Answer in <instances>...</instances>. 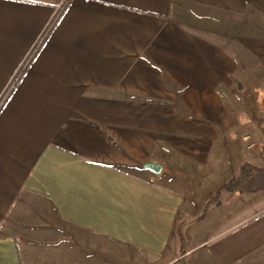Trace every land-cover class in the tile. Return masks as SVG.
Instances as JSON below:
<instances>
[{
	"label": "crops",
	"instance_id": "crops-1",
	"mask_svg": "<svg viewBox=\"0 0 264 264\" xmlns=\"http://www.w3.org/2000/svg\"><path fill=\"white\" fill-rule=\"evenodd\" d=\"M66 3L0 111V264H264V170L204 213L264 166V0H0V99Z\"/></svg>",
	"mask_w": 264,
	"mask_h": 264
},
{
	"label": "trees",
	"instance_id": "trees-1",
	"mask_svg": "<svg viewBox=\"0 0 264 264\" xmlns=\"http://www.w3.org/2000/svg\"><path fill=\"white\" fill-rule=\"evenodd\" d=\"M66 6H67V3L62 6V8L60 9V11L55 16V18L53 20V23L48 27V29L46 30V32L44 33V35L40 39V42L38 43L39 45H38L37 49L34 52H32V54L30 55V59L26 62V64L24 65V67L20 71V74L17 77V79L15 80V82L13 83V85H11V87H8V89L6 90V92H4V94L2 95V97L0 99V111L3 108V106L5 105V103L7 102V100L9 99V97L12 95V93L15 90L18 82L21 80V77L24 75L25 71L27 70V68H28L31 60L36 55L37 51L40 49V47L42 46V44L44 43V41L47 39V37H48L49 33L51 32L53 26L59 20L60 16L64 12ZM254 170H264V166L255 165V164H253V163H251L249 161H245L241 165L240 171H239V173H238L237 176L233 177L229 182H227L224 185H222L220 187V189L216 193H214L213 195H210L209 196V198H208V200L206 202V205L204 207V213H206L209 210V208L214 203H216L218 201V199L221 196V195H219L221 191H223L224 189L232 190L235 187L239 186L244 181H246L249 178V176L252 175V173H253Z\"/></svg>",
	"mask_w": 264,
	"mask_h": 264
},
{
	"label": "rangeland",
	"instance_id": "rangeland-1",
	"mask_svg": "<svg viewBox=\"0 0 264 264\" xmlns=\"http://www.w3.org/2000/svg\"><path fill=\"white\" fill-rule=\"evenodd\" d=\"M105 246L108 247L107 245ZM112 248L108 247L106 249H101L99 247L97 249H89V248L86 249L87 252H89V255L91 257V262H87V264H130V263H127L126 261L124 263H121L120 262L121 257H119L118 255V258H117V254L114 253ZM81 251L84 252L85 249H81ZM95 252H96V255H94Z\"/></svg>",
	"mask_w": 264,
	"mask_h": 264
},
{
	"label": "water",
	"instance_id": "water-1",
	"mask_svg": "<svg viewBox=\"0 0 264 264\" xmlns=\"http://www.w3.org/2000/svg\"><path fill=\"white\" fill-rule=\"evenodd\" d=\"M144 167L157 174L160 173L162 170V165L159 163H147L144 165Z\"/></svg>",
	"mask_w": 264,
	"mask_h": 264
},
{
	"label": "built area",
	"instance_id": "built-area-1",
	"mask_svg": "<svg viewBox=\"0 0 264 264\" xmlns=\"http://www.w3.org/2000/svg\"><path fill=\"white\" fill-rule=\"evenodd\" d=\"M244 141L247 143V147L249 149L256 146V143L254 141H252L251 136H249V135L244 136ZM164 150L168 151V149H166V148H164ZM263 155H264V153H263Z\"/></svg>",
	"mask_w": 264,
	"mask_h": 264
}]
</instances>
